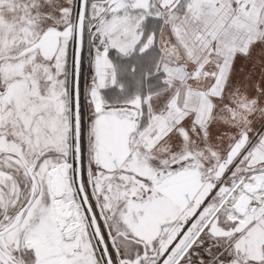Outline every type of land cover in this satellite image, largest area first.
Masks as SVG:
<instances>
[{
  "label": "snow or ice",
  "instance_id": "snow-or-ice-1",
  "mask_svg": "<svg viewBox=\"0 0 264 264\" xmlns=\"http://www.w3.org/2000/svg\"><path fill=\"white\" fill-rule=\"evenodd\" d=\"M0 264H264V0H0Z\"/></svg>",
  "mask_w": 264,
  "mask_h": 264
}]
</instances>
